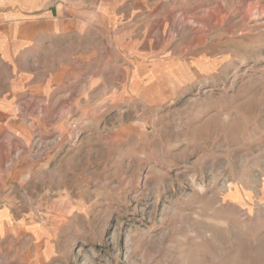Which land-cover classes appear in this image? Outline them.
<instances>
[{
	"label": "rangeland",
	"instance_id": "374dc122",
	"mask_svg": "<svg viewBox=\"0 0 264 264\" xmlns=\"http://www.w3.org/2000/svg\"><path fill=\"white\" fill-rule=\"evenodd\" d=\"M41 1L0 18V264H264V0H101L122 71L50 92Z\"/></svg>",
	"mask_w": 264,
	"mask_h": 264
},
{
	"label": "crops",
	"instance_id": "0c3cea01",
	"mask_svg": "<svg viewBox=\"0 0 264 264\" xmlns=\"http://www.w3.org/2000/svg\"><path fill=\"white\" fill-rule=\"evenodd\" d=\"M86 1L89 0H53V3L42 0V4L46 6L44 10L46 15L40 21L44 25L38 27L32 37L23 38L29 43V46H33L36 40L42 48L49 50L53 47L56 48V65L60 78L47 75L44 81L46 88L43 86L45 92H50L54 83L55 89L58 90L63 89L65 82H77L78 78H74V75L78 74L80 66L82 69H87L88 65H91V68L95 70V63H101L96 69L102 68L113 73L122 71L121 65L118 67L115 63L116 60L109 56L112 49L118 52L125 51L120 45L121 36L118 32L116 33V28L119 26L114 28L115 24L108 23L105 16V6L101 4V0H93L91 3L93 5H88ZM0 2V9L5 7L1 12L4 14L0 15L1 19L6 16L9 20L11 16L17 18L14 15L24 16L27 13L25 9L18 7L21 0H16L13 3H10L9 0H0ZM119 10L121 9L115 12L119 13ZM66 49L70 54H68L69 57L62 54ZM110 75L103 73L102 77H109ZM105 91L103 88V92ZM64 94L65 92L62 90L59 96Z\"/></svg>",
	"mask_w": 264,
	"mask_h": 264
}]
</instances>
